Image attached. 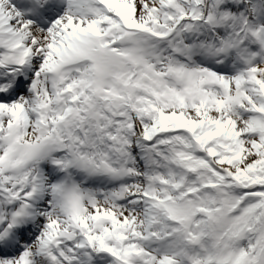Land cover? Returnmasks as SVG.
<instances>
[{
  "label": "snow or ice",
  "instance_id": "snow-or-ice-1",
  "mask_svg": "<svg viewBox=\"0 0 264 264\" xmlns=\"http://www.w3.org/2000/svg\"><path fill=\"white\" fill-rule=\"evenodd\" d=\"M0 264H264V0H0Z\"/></svg>",
  "mask_w": 264,
  "mask_h": 264
}]
</instances>
